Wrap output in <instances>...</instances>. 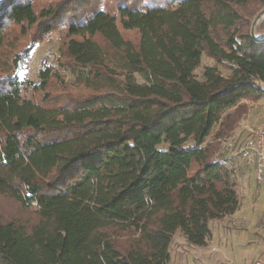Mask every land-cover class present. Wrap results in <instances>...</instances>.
<instances>
[{
	"label": "trees",
	"instance_id": "obj_1",
	"mask_svg": "<svg viewBox=\"0 0 264 264\" xmlns=\"http://www.w3.org/2000/svg\"><path fill=\"white\" fill-rule=\"evenodd\" d=\"M255 1L0 0V195L38 218L0 220V264H167L178 229L205 244L208 221L239 206L206 138L264 94V36L239 10ZM56 26L58 66L86 92L62 102L51 64L19 76ZM204 52L233 73L205 66L198 81Z\"/></svg>",
	"mask_w": 264,
	"mask_h": 264
},
{
	"label": "rangeland",
	"instance_id": "obj_2",
	"mask_svg": "<svg viewBox=\"0 0 264 264\" xmlns=\"http://www.w3.org/2000/svg\"><path fill=\"white\" fill-rule=\"evenodd\" d=\"M59 1L61 0H37L40 6L56 4ZM239 10L248 20L247 30L257 37L264 36V6L255 1L241 6ZM64 35L66 33L63 26H56L43 39L35 42L19 72L21 79L36 80L37 71L44 64H51L58 74V82H51L49 93L56 102L65 101L69 98L68 96L72 97L77 93L85 92L73 83V76L66 67L58 66L60 41ZM124 35L133 37L135 31L124 32ZM31 37L30 33L20 38L17 40L16 47L22 48L28 45ZM202 55L200 65L193 72L198 81L202 79L205 66H216L223 77H229L233 73L232 68L226 64L216 63L205 52ZM261 84L264 86L263 83ZM42 96L36 94V98ZM221 119L223 124H217L206 140L213 149L212 159L221 163L229 182L234 186L239 206L230 216L208 221L210 233L202 246L190 244L182 231L178 229L171 238L168 248L170 257L167 264H254L264 259V245H262L264 241V224H262L264 183L255 182L254 169L250 162L251 153L246 147L252 131L264 121V94L258 98H244L236 106L226 110ZM189 143L188 141L187 144ZM167 145L163 142L158 148L165 149ZM37 219L35 203L24 207L6 195H0L2 222L15 221L29 227ZM128 237L127 233L120 232L114 236V239L121 244V241L124 242Z\"/></svg>",
	"mask_w": 264,
	"mask_h": 264
},
{
	"label": "built area",
	"instance_id": "obj_3",
	"mask_svg": "<svg viewBox=\"0 0 264 264\" xmlns=\"http://www.w3.org/2000/svg\"><path fill=\"white\" fill-rule=\"evenodd\" d=\"M248 139L246 147L251 153L250 162L254 169V180L261 184L264 183V121L252 131ZM262 224H264V213ZM254 264H264V259L258 260Z\"/></svg>",
	"mask_w": 264,
	"mask_h": 264
},
{
	"label": "crops",
	"instance_id": "obj_4",
	"mask_svg": "<svg viewBox=\"0 0 264 264\" xmlns=\"http://www.w3.org/2000/svg\"><path fill=\"white\" fill-rule=\"evenodd\" d=\"M262 245H264V241H263ZM263 248H264V246H263ZM249 261H250V260H249Z\"/></svg>",
	"mask_w": 264,
	"mask_h": 264
}]
</instances>
